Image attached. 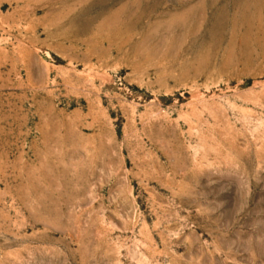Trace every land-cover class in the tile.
I'll use <instances>...</instances> for the list:
<instances>
[{
  "label": "rangeland",
  "instance_id": "obj_1",
  "mask_svg": "<svg viewBox=\"0 0 264 264\" xmlns=\"http://www.w3.org/2000/svg\"><path fill=\"white\" fill-rule=\"evenodd\" d=\"M0 264H264V0H0Z\"/></svg>",
  "mask_w": 264,
  "mask_h": 264
}]
</instances>
